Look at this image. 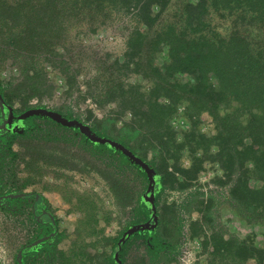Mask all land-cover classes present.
Returning <instances> with one entry per match:
<instances>
[{"label":"trees","instance_id":"trees-1","mask_svg":"<svg viewBox=\"0 0 264 264\" xmlns=\"http://www.w3.org/2000/svg\"><path fill=\"white\" fill-rule=\"evenodd\" d=\"M173 2L0 0V112L7 115L11 107L18 117L45 107L54 94L49 71L64 80L66 94L80 93L86 84L88 100L102 108L110 105L111 113L99 117L88 110L85 120L71 111L56 113L83 120L95 136L124 147L155 173L49 117L28 116L16 122V131L7 126L0 131V197L25 194L28 187V181L19 184L10 174L12 163L25 160L15 143L28 141L37 148L64 143L89 152L91 167H101L115 207L127 217L118 234L104 238L111 245L109 254H67L58 247L64 238L58 222L53 226L50 219L37 218L35 195L7 198L0 201L2 208L28 209L25 219L37 227L35 237L16 250L15 264H20V252L21 264H126L132 246L143 248L137 264H180L189 237L178 205L161 203V194L191 187L207 157L221 168L223 176L212 182L228 187L230 209L246 224L264 228V0H180L170 11ZM101 29L124 40L121 57L111 60L109 54L76 44L80 33L91 37ZM163 48L168 62L160 67L155 59ZM179 110L190 129L178 131L171 123ZM204 114L215 126L210 137L197 130ZM122 117L128 119L117 126ZM184 151L190 153V167L179 164ZM251 179L260 187H251ZM213 197L201 202L203 214L190 225L192 237L206 232L203 264H264V247L209 226ZM94 206L87 207L98 223ZM134 227L139 228L124 237Z\"/></svg>","mask_w":264,"mask_h":264},{"label":"rangeland","instance_id":"rangeland-1","mask_svg":"<svg viewBox=\"0 0 264 264\" xmlns=\"http://www.w3.org/2000/svg\"><path fill=\"white\" fill-rule=\"evenodd\" d=\"M179 1L174 0L172 6H170V11L174 9L175 4ZM110 31V29L107 31L101 29L91 37L80 33L78 37H75L77 38L75 39L76 44L79 42L80 46L98 50L99 54H109L111 60L116 59L123 55L124 40L120 36H111ZM167 62L168 51L167 48H163L157 55L155 63L162 67ZM4 71H7V69H4L2 73ZM49 76L54 87L52 98L44 101L46 103L45 107L31 110H46L53 113H56V110L63 113L71 111L75 119L76 116H80V119L83 120L88 117V110H92L93 114L99 117L111 113L112 107L110 105L102 108L88 100L89 98L85 96L86 84H81L80 93L74 89L70 94H66L64 80L60 78V75L49 71ZM141 82L144 84L145 80H141ZM82 94L85 96L84 98ZM19 117L13 115L11 128L17 126L16 122ZM6 118V113L3 115L0 112V126ZM126 118L122 117L120 121H117V126H121ZM83 120L81 122L76 121L86 125ZM171 123L178 131L190 129L181 110L174 115ZM197 130L208 137L216 133L214 124L206 114L200 117ZM14 150H20L21 157L25 156V160L23 162L17 160V162L12 163L10 174H15L14 180L17 179L16 181L19 184L28 181V187L23 193L35 195V199L40 201L36 205L37 218H41L43 222H48V219L52 216L58 222L59 233H62L64 237L58 247L67 254L71 250L91 253L92 257H96L93 256L96 253L109 254L111 245L104 241V238L114 237L118 234L125 225V218L127 217L124 211L115 207L114 198L108 183L102 176L101 167H91L92 156L89 152L79 147L74 149V147L64 143L57 147L48 144L46 147L37 148L29 146L28 141L15 143ZM53 151L54 153H52ZM43 152H46L45 155H43ZM28 154H31L34 158L38 157L40 161L33 163L31 156H28ZM45 158H48V160H45ZM190 159L189 152H182L179 159L180 166L190 167L192 165ZM214 161L212 157L205 158L203 167L198 173L197 181L187 190L165 191L161 194V203L168 200L169 203L175 202L178 205L177 208L183 219L185 232L189 237L180 264H203L205 261L206 255L203 253L201 246L206 232L192 237L190 225L191 221L203 214V212L200 214V210L205 206H202L201 202L208 198L210 200L213 196L216 198L214 201L215 207L211 210V219H214V223L209 226L217 227L226 236L233 234L241 239L249 238L258 247H264V228L261 225H248L241 221L228 205L226 198L228 187L212 182L215 178L223 176L220 166ZM250 183L251 187L255 188L261 185L260 182L253 179L250 180ZM92 202L96 206L91 211L97 217L98 223L94 222L95 217L92 218V214L89 215L90 209L87 206ZM6 207L2 208L0 206V264H15L16 250L35 237L33 235L36 234L37 227L31 225L28 219H25L27 217L25 213L28 212L27 208V210L20 212L15 207L10 208V211ZM44 213H49V216H44ZM85 222H88V225H84ZM209 226L206 225L204 229L209 231ZM91 230H96L99 235H92ZM96 242H98L97 247H92ZM142 249L141 247L132 246L125 255L126 264H137V258L140 257ZM171 264L178 263L171 262Z\"/></svg>","mask_w":264,"mask_h":264},{"label":"water","instance_id":"water-1","mask_svg":"<svg viewBox=\"0 0 264 264\" xmlns=\"http://www.w3.org/2000/svg\"><path fill=\"white\" fill-rule=\"evenodd\" d=\"M0 105H4V101L0 95ZM8 108V114H7V118L6 120L4 121V123L0 126V131L1 130H4L7 128V126L10 127V124H11V121L13 119V112H12V108L11 107H7ZM31 115H42V116H45V117H49L51 119H53L54 121L62 124V125H65V126H74V127H77L81 130V132L83 134H85L86 136H88L93 142H98V143H103V144H108L110 145L111 147H114L116 148L117 150H120L122 151L124 154H126L127 156L130 157L131 160H133L135 163L139 164L140 166H142L149 174H151L152 176H154V172L152 169H150L144 162H142L139 158H137L136 156H134L131 152H129L127 149H125L124 147L120 146L119 144L117 143H114L112 141H108L106 139H101V138H98L97 136H95L89 129V127L87 125H84L76 120H71V121H68L67 119L59 116L58 114L56 113H53V112H48L46 110H31V111H28L26 113H24L23 115H21L19 118H18V121L19 122H22L26 117L28 116H31ZM18 128V126H16L14 128V131H16ZM154 188V185L150 186L149 187V192H151ZM25 194H10V195H7V196H4V197H1L0 198V201L1 200H5L7 198H18V197H24ZM147 200L153 204V196H150V197H147ZM53 220V218H52ZM139 227H134L132 228L131 230H129L128 232L125 233V236L126 237L127 235H129L132 231H135L137 230ZM45 239H41V240H38L37 242H35L34 244H32V246H36L38 244H40L41 242H43ZM19 262L21 264V252L19 253Z\"/></svg>","mask_w":264,"mask_h":264},{"label":"flooded vegetation","instance_id":"flooded-vegetation-1","mask_svg":"<svg viewBox=\"0 0 264 264\" xmlns=\"http://www.w3.org/2000/svg\"><path fill=\"white\" fill-rule=\"evenodd\" d=\"M38 201V200H37ZM35 211H37V208H36V210ZM37 214V213H36ZM45 214V213H44ZM44 216H49V213H46ZM50 222L52 223V225L54 226L55 225V219L53 218V220H52V216H50ZM55 233H57V232H55ZM56 235V234H55Z\"/></svg>","mask_w":264,"mask_h":264}]
</instances>
